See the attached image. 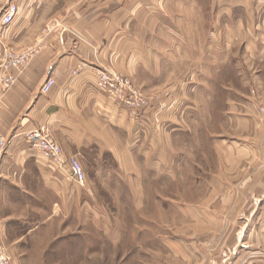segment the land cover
<instances>
[{
  "label": "crops",
  "instance_id": "crops-1",
  "mask_svg": "<svg viewBox=\"0 0 264 264\" xmlns=\"http://www.w3.org/2000/svg\"><path fill=\"white\" fill-rule=\"evenodd\" d=\"M8 3L16 4L18 12L11 24L0 19V51L27 47L39 51L21 71L10 69L18 80L2 96L0 129L5 136L19 137L40 123L51 124L65 156H76L82 163L83 194L92 196L98 206H125L110 196L121 183L133 192L136 206L144 205L145 158L158 172L167 158L163 144L172 142L171 133L180 124L177 109L194 80L206 73L210 62H226L241 42L264 49V10L242 7L241 0H0V18ZM100 69L131 78L153 97L152 105L131 110L100 91L96 87ZM48 77L56 83L42 94ZM261 116L263 124L253 117L247 176L220 185V200L194 207L199 210L197 221L214 225V230L203 234L214 239L213 251L191 259L185 250L161 252L160 247H89V260L264 264V113ZM33 150L13 148L12 159L21 160L24 167L0 165V197L2 179H10L8 185L23 195L29 192L17 178L28 173V164L39 168L50 188L69 190L68 183L62 184L56 176L57 167ZM38 227L10 211L0 213V240L12 257L15 229L20 241ZM107 233L114 235L112 230Z\"/></svg>",
  "mask_w": 264,
  "mask_h": 264
},
{
  "label": "rangeland",
  "instance_id": "rangeland-1",
  "mask_svg": "<svg viewBox=\"0 0 264 264\" xmlns=\"http://www.w3.org/2000/svg\"><path fill=\"white\" fill-rule=\"evenodd\" d=\"M8 5L2 7V14ZM249 5L264 10V0H241L242 7ZM250 46L241 42L226 62H210L206 73L192 83L187 99L177 109L180 124L171 133L172 142L163 144L167 158L162 159L159 171H152L145 158L144 205L136 206L133 192L121 183L110 196L125 206H98L92 196L83 194L84 184L72 178L68 165L58 166L49 159L62 184L70 186L68 191L50 188L48 179L33 164H28V173L17 176L29 188L24 195L8 185L10 179H2L0 213L10 211L39 226L20 241L19 230L12 233L17 263L111 264L102 257L90 261L89 247H160L161 252L185 250L191 259L200 258L208 249L213 251L214 239L203 234L214 230V225L197 221L199 210L194 207L220 200V185L243 181L249 173L253 117L258 116L263 124L259 104L264 102V49ZM140 90L151 106L153 97ZM261 132L258 127L257 133ZM15 135L6 136L8 153L0 161L2 167H24L21 160L12 159L14 147L33 149L25 132ZM111 198L107 195V200ZM109 230L112 238L106 234Z\"/></svg>",
  "mask_w": 264,
  "mask_h": 264
},
{
  "label": "built area",
  "instance_id": "built-area-1",
  "mask_svg": "<svg viewBox=\"0 0 264 264\" xmlns=\"http://www.w3.org/2000/svg\"><path fill=\"white\" fill-rule=\"evenodd\" d=\"M18 12V6L14 3L8 5L1 16L4 25L11 24ZM39 48L27 47L16 50L4 48L0 51V103L4 92L11 89L17 82L18 76L10 69L21 71L32 58L37 54ZM77 74V71H74ZM96 87L106 92L116 100L122 102L131 110H145L150 107L149 99L144 93L135 86L132 80L115 70L102 69L97 73ZM56 80L48 77L41 88L42 94H47L54 87ZM260 113H264V104L259 106ZM25 136L29 145L41 152L47 159L54 164L62 166L68 165L73 179L84 184L86 173L80 160L76 156L66 157L62 144L57 140L53 133V127L48 122L40 123L37 126L25 131ZM7 138L0 129V161L6 151ZM0 264H17L11 256L8 248L0 240Z\"/></svg>",
  "mask_w": 264,
  "mask_h": 264
}]
</instances>
